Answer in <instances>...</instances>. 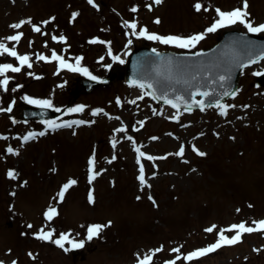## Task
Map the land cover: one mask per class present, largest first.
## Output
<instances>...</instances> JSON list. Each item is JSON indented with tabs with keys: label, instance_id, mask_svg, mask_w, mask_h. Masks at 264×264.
<instances>
[{
	"label": "rangeland",
	"instance_id": "374dc122",
	"mask_svg": "<svg viewBox=\"0 0 264 264\" xmlns=\"http://www.w3.org/2000/svg\"><path fill=\"white\" fill-rule=\"evenodd\" d=\"M197 2L207 10L197 11ZM149 4L151 10L146 7ZM134 6L138 11H131ZM241 6L242 0H163L159 5L153 0H94V4L88 0H0V41L32 57V68L7 73L13 77L9 91L0 90V108L12 107L10 113L0 111V136L7 137L0 138V261L138 264V259L162 249L155 252L152 264L171 260L176 264H264V232L260 231L245 233L239 243L191 261L184 258L216 243L221 229L241 222L255 227L254 221L264 220V86L257 85L253 74L264 72V59L243 70L236 95L222 102L236 105L226 116L215 106L186 112L161 104L146 95L148 88L129 85L121 78L126 63L113 59L118 56L125 61L129 51L141 45L180 52L211 47L224 31H248L246 26L237 23L206 33L191 48L149 40L138 32L147 27L149 33L162 36L205 33L218 19L215 9L231 11ZM248 12L254 26L264 23V0H248ZM73 13H79L74 20ZM27 18L32 24L10 27ZM157 18L159 24L154 22ZM131 22L138 24L137 35L127 26ZM32 25H39L41 32L33 31ZM17 32L24 33L18 44L4 39ZM54 35H63L66 42L53 40ZM52 50L73 64L82 56L81 67L93 76L106 77L115 70L118 76L77 94L81 80L89 76L67 68L58 71V62L36 59V54L51 57ZM3 63L18 65L10 55L0 56ZM17 85L22 87L12 91ZM24 97L51 99L57 108L68 106L62 115L48 120L89 123L52 131L44 121L22 118L28 103ZM81 105L82 112L68 111ZM98 108L108 115H91ZM177 115L179 120L172 118ZM124 126L127 131L115 132ZM45 130L44 136L37 135L31 142L22 139L29 132ZM182 145L184 155H175ZM9 146L18 149L19 155L8 153ZM193 146L207 155L199 156ZM137 147L145 157H139ZM93 153L95 172L100 173L95 179L89 164ZM147 155L166 158L149 161ZM140 163L151 187L142 186L138 179ZM9 170L18 173L16 179L9 178ZM72 179L77 183L59 202L58 193ZM90 193L94 203L89 202ZM50 206L59 213L52 221L45 216ZM109 221L111 226L99 237L87 240L88 226ZM212 226L216 229L207 232ZM41 229H55L53 239L70 233L74 240H84V247L66 243L70 250L65 251L39 239ZM234 234L225 232L229 237ZM174 248L180 252H173Z\"/></svg>",
	"mask_w": 264,
	"mask_h": 264
},
{
	"label": "snow or ice",
	"instance_id": "6c2138e0",
	"mask_svg": "<svg viewBox=\"0 0 264 264\" xmlns=\"http://www.w3.org/2000/svg\"><path fill=\"white\" fill-rule=\"evenodd\" d=\"M88 2L90 4H94V0H88ZM153 3L155 5H159V4L163 3V0H153ZM146 7H148L149 10L152 9L151 4L146 5ZM194 7L197 11H200L202 8L207 10L205 8L204 4H202L200 2H197L194 5ZM131 11L136 12V11H138V8L134 6L131 9ZM215 11L218 14V19H216L214 21V23L206 29L205 33L190 35L187 37H182V36H177V35L162 36V35H158L156 33H149L147 27H143L139 30L138 35L141 37H146L149 40L159 41L163 44H174L180 48H191V47H195V45L197 43H199V41L203 40L205 38L206 33L216 32L219 28H224L226 26L235 25L237 23L245 25L248 32L264 33V23L254 26L253 22L250 19L251 14L248 12V0H242V6L237 7L231 11H222L219 8L215 9ZM78 15H79V13H73L72 19L74 20L76 18V16H78ZM54 19H55V17L51 18V20H54ZM49 22H51V21H44L42 23L47 24ZM154 22L159 24L160 23L159 18H157ZM25 24H32L31 18L21 20L17 23L10 25V27L13 29H21ZM127 26L133 30L132 31L133 35H137L136 29L138 27V24L136 22L128 23ZM32 27H33V31L38 32V33L41 32V27L39 25H32ZM42 34H46V33H42ZM23 35H24L23 32H17L16 34L8 36L4 39L6 41L16 42L18 44L19 41L23 38ZM53 40L66 42V37H64L63 35H61L59 37L54 35ZM91 42L92 43H105V41H101V40H92ZM108 43L110 44V42H108ZM129 43H131V40L129 41ZM242 48L245 51H247V49H248L247 44L242 45ZM153 52H155V49H153ZM109 54L111 55V48L110 47H109ZM3 55H10L11 57L16 58V60L18 61V65H14L12 63L0 64V77H2V78H0V90H2L3 92H7V91H9V85L13 80V77H10L9 75H7V73H9V72L19 73L22 71V69L25 66L29 69L32 68V57L28 54H19L18 51L16 50L15 46L9 47L8 44H6L3 41H0V56H3ZM260 58L264 59V56H262ZM36 59L41 60V61H46V62H52V61L58 62V64H59L58 71L60 69L67 68L73 72H82L85 76L91 77L92 80L98 79L96 76H93L86 67H81V61L83 60L82 56L76 57L75 63L73 64V63H69L67 60H65L63 55H60L55 50H52L51 57L43 55V54H36ZM101 59H103V58H101ZM113 59L119 60L120 63L124 62V61L120 60V57H118V56H114ZM248 63L249 64L256 63V60L255 59H249ZM245 66L246 65L244 63L240 62V60H239V53H235L231 59L224 60L223 58H221L220 61L216 62L215 67L220 69V71L223 72L224 74L217 73L215 75V78L212 80V83L214 85H218L219 88L222 89V91H220L219 93L216 94V98H212L208 91H204L202 93H199L200 95H202L204 97L210 98L207 103L203 99H201V100L195 99L196 95L198 94L199 87H200V84H199L198 79H197L198 74H199V70H196L191 74V80L181 79L179 74L176 78V83H183L189 89H191V88L196 89V91H188V93H187L188 99L191 100V103H188V99H185V96H183V95H178L175 97V99H169L168 98V92L166 90L163 91L159 96H157L155 94L156 89L153 88L152 84L140 83V82L135 81V80L132 83L133 84L139 83L140 88L152 89V91H148L146 93V95L151 96L153 99H162L167 104L171 105V107L174 109L179 110L181 104L184 105V111H186V112H191L193 110V106L199 108L200 111H204L206 107L215 106L216 108H218L220 110L221 115L226 116L227 110L231 107H236V105H228V104L222 103L221 101L226 96H229V95L235 96L236 92L235 91L229 92L225 88V85L232 79L231 73H232L233 67L243 68ZM108 67H111V66L109 65ZM176 67H177L178 73L182 74V70L180 69V65H177ZM209 71H211V70H209ZM253 74L256 76H264V72H259V71L255 72ZM28 75L33 76L36 79L40 78L38 76H35V74L32 72H28ZM167 79H172V76L170 75L169 77H167ZM20 87H22V85H17L15 88H12L11 90L16 91ZM173 91H175V90L173 89ZM24 99H26L28 101V103L38 105L41 108L48 109V108L53 107V103H52L51 99H33L31 97H24ZM138 99H143V96L138 97ZM135 102H136L135 100L130 101V103H135ZM117 103L118 104L121 103L119 98H117ZM244 107H247V106H244ZM83 110H84V106L81 105V106H78L76 108L69 109L68 111L69 112H82ZM0 111L10 113L12 111V107L9 106L7 108H0ZM56 111L59 112L60 109L57 108ZM101 113L108 115L107 113H104L103 109H99V108L93 110L91 115L96 116V115H100ZM110 118H114L117 120L120 119V117H110ZM172 118L179 120V115L172 117ZM91 122L94 123V121H91ZM44 123L48 126V128L55 130V129H58L60 127H72L73 124H85V123H89V122L80 120V121L58 123L55 120H45ZM140 123H141V125H143L144 122L141 121ZM135 130L139 131V129H135ZM125 131H127L126 126L115 129V132H125ZM45 134H46V130L40 131L39 133L29 132L22 139L25 142H27L30 139L36 138L37 135L44 136ZM0 138L6 139L7 137L0 136ZM127 139L130 141L133 140V138L131 136H128ZM152 139H157V137H152ZM115 144H116V140L114 138L113 139V146L114 147H115ZM6 151L8 153H11V154L19 155L18 149H13L11 146H9L6 149ZM135 151L139 153V157H145V155H146L143 151L140 150L139 147H137L135 149ZM184 151H185V148L182 145L180 147L179 151L177 153H175V155L183 156ZM193 151H195L199 156H202V157L207 155L205 152L199 151V149H196L194 146H193ZM115 158L116 157L114 156L112 159H115ZM146 158L149 161H154L156 159H163L166 157H159L158 158V157H154L152 155H147ZM110 162L111 161H109V163ZM138 163H139V160H138ZM89 164H90V166L94 172L92 179H95V176L100 174L98 172H95V165H96L95 153H93V156L90 157ZM139 172H140V175H139L138 179L141 182L142 186L151 187V185L147 184L145 174H144L145 170H144L143 163H140ZM8 176H9V178L16 179L18 176V173H16L14 170H9ZM76 183H77V181L72 179V180H69L67 183H65L62 186V190L58 193L59 202L63 201V199L65 197V193L67 192V190L71 186L75 185ZM14 194L15 193H13V195ZM137 199H140V197H137ZM149 199L153 200V203L155 204V201L151 196H149ZM89 202L94 203V196L91 193L89 195ZM58 214H59L58 209L56 207H51V206L45 212V216H46V219L48 221H52ZM111 223L112 222L109 221L107 224H103V225L102 224H92V225L88 226V228H87V240L91 241L93 238L99 237L105 228L111 226ZM253 224L256 226L255 227L248 226L246 222H241L239 224L231 225L230 228H228V229H221V230H219V233H218L219 239L217 240L216 243L209 245L207 248H202V249H198L196 251H193V252L187 254V256L184 258L191 261V260H193L199 256H203V255H206L210 252H214L215 250H217L218 248H220L224 245H234V244L239 243L241 241L243 234H245V233H252L254 231L264 232V220L254 221ZM28 227H32V226L28 225ZM215 229H216V226H212V227L207 228L206 231L207 232H213ZM233 231L235 232L234 235H232L230 237L225 235V232H233ZM54 235H55V229H50L49 231H45L44 229H41L40 232L38 233V238L45 240V241H52L53 243H55L57 246L64 249L65 251L70 250L69 248L65 247L66 243L71 244L72 248L84 247L85 241L84 240H79V241L74 240L73 238H71L70 233H60L58 238H56V239H53ZM161 250L162 249H156V250H153L152 254H146L142 259H138V264H152L153 256L155 255V252H159ZM173 252L179 253L180 249L174 248ZM29 255L31 256L32 254L29 253ZM33 258H35V257H33ZM176 259H180V257L178 256ZM0 264H4V262L0 261ZM13 264H17V262L13 261ZM166 264H176V260L168 261V262H166Z\"/></svg>",
	"mask_w": 264,
	"mask_h": 264
},
{
	"label": "water",
	"instance_id": "95a60500",
	"mask_svg": "<svg viewBox=\"0 0 264 264\" xmlns=\"http://www.w3.org/2000/svg\"><path fill=\"white\" fill-rule=\"evenodd\" d=\"M245 44L248 46L247 51L242 48V45ZM235 53H239V60L245 65L249 64V59L257 60L264 56V36L229 31L225 33L221 42L215 47L195 54H176L173 52L160 53L153 52L147 47H141L134 51L131 56L128 64V78L132 82L135 80L145 84H152L153 88L156 89L155 94L157 96L166 90L169 99H175L178 95H183L185 99H188V91H196V89H189L183 83H176V78L179 74L181 79L191 80V74L199 70L197 79L200 87L197 95L204 91H208L212 98H216V94L222 91V89H220L218 85H214L212 80L217 73H224L216 68L215 64L220 61L221 58L224 60L231 59ZM177 65H180L182 74L178 73ZM241 69L240 67L232 68V79L225 85V88L229 92L235 91ZM170 75L172 79H167ZM115 77L116 73H112L105 79L84 80L82 86H84L86 90H90L98 84L110 82ZM259 83H264V80L260 79ZM173 89L175 91H173ZM202 99L207 103L210 98L202 96ZM188 103H191L190 99H188ZM180 107H184V105L181 104ZM57 113L58 112L53 108L45 109L40 106L30 105L25 109L24 116L26 118H47L57 115Z\"/></svg>",
	"mask_w": 264,
	"mask_h": 264
}]
</instances>
